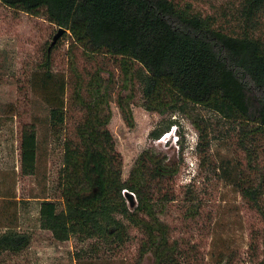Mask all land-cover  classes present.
<instances>
[{"label":"trees","instance_id":"1","mask_svg":"<svg viewBox=\"0 0 264 264\" xmlns=\"http://www.w3.org/2000/svg\"><path fill=\"white\" fill-rule=\"evenodd\" d=\"M0 2L31 16H44L58 31L65 30L60 38L70 37L73 45L88 53L114 58L125 85L140 89L147 111L173 117L199 107L238 128L241 141L264 133V0H236L232 12L221 17L204 15L191 3L175 0ZM100 76L101 71L88 83L76 80L69 97L70 82L53 72L49 50L29 80L30 88L50 108L45 124L55 133H69L67 126L74 125L64 142L59 179L62 199L41 202L40 227L58 242L76 238L109 250L124 247L135 230L140 241L139 264L147 257L152 264L190 262L191 253L181 249L162 218L175 200L172 184L178 170L146 151L128 179H123L122 157L108 129L113 78ZM131 99L122 94L117 99L130 127L134 123ZM177 124L171 118L153 129L150 137L160 140ZM197 129L196 150L201 153L209 144L208 134L205 128ZM20 149L22 172L35 175L39 160L35 123L23 129ZM239 174L245 175L223 173L222 178L257 205L264 197V179L241 181ZM126 192L134 194L133 206ZM187 201L192 207L186 216L194 218L199 206L193 196ZM31 241V234L19 228L0 230V264H7V255L22 254ZM259 246L255 264H264V228ZM252 248L256 252L258 245Z\"/></svg>","mask_w":264,"mask_h":264},{"label":"rangeland","instance_id":"2","mask_svg":"<svg viewBox=\"0 0 264 264\" xmlns=\"http://www.w3.org/2000/svg\"><path fill=\"white\" fill-rule=\"evenodd\" d=\"M175 1L191 3L204 15L217 17L232 12L236 3V0ZM57 33V27L44 16H31L0 2V230L19 228L32 237L29 248L22 254L6 256L7 264H139L140 241L135 230L124 247L109 250L94 241L80 242L76 238L58 242L51 232L40 227L41 202L62 199L59 179L64 166V142L74 127L67 126L69 133L52 131L45 124L50 108L29 86L32 74L45 62L49 50L53 72L70 82L69 97L76 80L88 83L99 71L103 79H109L110 75L113 78L112 119L108 129L122 157L124 180L146 151L166 159L178 170L172 184L175 200L162 218L181 249L191 253L192 262L183 264H255L261 252L264 197L257 205L253 204L222 175L245 173L237 178L242 181L252 177L256 182L264 179V133L257 138L246 136L241 141L238 128L233 129L215 113L199 107L173 117L171 113L147 111L142 106L140 89L130 83L125 85L114 58L88 53L73 45L70 37L63 36L53 45ZM120 94L132 98V127L118 107ZM171 118L178 124L160 140L152 139L150 132L166 125ZM32 123L38 129L39 160L37 173L27 176L21 165V133ZM198 126L206 129L209 141L201 153L196 150ZM191 196L199 206V216L194 218L186 216L192 207L187 201ZM253 244L258 245L256 252L252 250ZM143 264H152V259L147 257Z\"/></svg>","mask_w":264,"mask_h":264},{"label":"water","instance_id":"3","mask_svg":"<svg viewBox=\"0 0 264 264\" xmlns=\"http://www.w3.org/2000/svg\"><path fill=\"white\" fill-rule=\"evenodd\" d=\"M65 32V30L63 29H60L56 35V37L54 38V41H53V45L57 42V40L63 35V33ZM126 198L128 199L130 205H134V194L130 193V192H126Z\"/></svg>","mask_w":264,"mask_h":264}]
</instances>
